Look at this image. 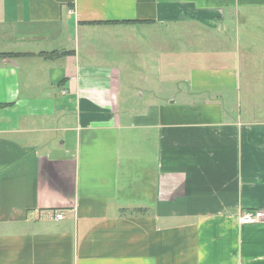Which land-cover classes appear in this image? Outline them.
<instances>
[{
	"label": "crops",
	"instance_id": "crops-1",
	"mask_svg": "<svg viewBox=\"0 0 264 264\" xmlns=\"http://www.w3.org/2000/svg\"><path fill=\"white\" fill-rule=\"evenodd\" d=\"M262 20L264 0H0V264H264V217L240 218L264 214V119L241 108L261 42L234 37Z\"/></svg>",
	"mask_w": 264,
	"mask_h": 264
},
{
	"label": "rangeland",
	"instance_id": "rangeland-1",
	"mask_svg": "<svg viewBox=\"0 0 264 264\" xmlns=\"http://www.w3.org/2000/svg\"><path fill=\"white\" fill-rule=\"evenodd\" d=\"M256 23H264V20ZM235 32H234V37L236 34L238 39H241L240 46L243 54L244 52H247L246 47L249 42L251 41L261 42L256 48L257 50L255 51L256 55L251 53L250 58L255 63L254 67L264 72V60L258 58L259 56L262 59H264V54H261L264 51V27L260 30H257L253 27L251 28L242 27L240 31L236 30ZM253 87H249L248 81L245 82V93L241 102V108L243 111H247V112L252 110L253 117L255 116V114H257L256 116L259 119H264V84L262 81H259L257 83H254ZM255 107L256 109H254ZM255 110H257V113Z\"/></svg>",
	"mask_w": 264,
	"mask_h": 264
},
{
	"label": "built area",
	"instance_id": "built-area-1",
	"mask_svg": "<svg viewBox=\"0 0 264 264\" xmlns=\"http://www.w3.org/2000/svg\"><path fill=\"white\" fill-rule=\"evenodd\" d=\"M53 217L55 220L60 221L64 219V214L61 211H54ZM41 216V214H40ZM264 217V214L262 212H256L255 214L252 213H244L240 218L242 224H253L256 222H259Z\"/></svg>",
	"mask_w": 264,
	"mask_h": 264
},
{
	"label": "trees",
	"instance_id": "trees-1",
	"mask_svg": "<svg viewBox=\"0 0 264 264\" xmlns=\"http://www.w3.org/2000/svg\"><path fill=\"white\" fill-rule=\"evenodd\" d=\"M44 59L50 60V59H54V57L56 56L55 52L50 53V54H42ZM1 58L3 57H10V54H1L0 55Z\"/></svg>",
	"mask_w": 264,
	"mask_h": 264
},
{
	"label": "bare ground",
	"instance_id": "bare-ground-1",
	"mask_svg": "<svg viewBox=\"0 0 264 264\" xmlns=\"http://www.w3.org/2000/svg\"><path fill=\"white\" fill-rule=\"evenodd\" d=\"M55 211H58V210H55ZM54 212V211H53Z\"/></svg>",
	"mask_w": 264,
	"mask_h": 264
}]
</instances>
